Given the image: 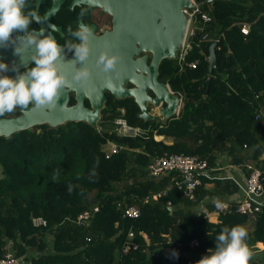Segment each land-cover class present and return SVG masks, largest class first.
<instances>
[{
	"label": "trees",
	"instance_id": "trees-1",
	"mask_svg": "<svg viewBox=\"0 0 264 264\" xmlns=\"http://www.w3.org/2000/svg\"><path fill=\"white\" fill-rule=\"evenodd\" d=\"M194 2L210 18L201 26L197 16L194 35L187 37L183 60L195 68L180 66L177 58L164 59L158 67V81L181 97L177 117L144 122L131 98L108 94L96 128L66 122L0 137V259L11 255L21 264H264V249H255L258 243L264 247V209L252 218L236 213L241 192L234 180L203 176L190 201L173 185L181 179L178 173L147 174L153 159L170 155L205 160L209 172L222 155L233 165L243 167L248 159L264 166V0ZM241 24L249 25L247 35L240 33ZM216 39V63L207 85L208 49ZM121 109L127 124L141 134L118 133L114 121ZM109 147L115 152L108 153ZM208 183L210 190L204 187ZM215 200L228 209L212 223L205 212L213 210ZM128 207L138 209L139 216L123 218ZM85 212L87 219H80ZM35 219L44 225H34Z\"/></svg>",
	"mask_w": 264,
	"mask_h": 264
},
{
	"label": "water",
	"instance_id": "water-1",
	"mask_svg": "<svg viewBox=\"0 0 264 264\" xmlns=\"http://www.w3.org/2000/svg\"><path fill=\"white\" fill-rule=\"evenodd\" d=\"M100 8L112 17V27L87 42L85 51L64 57L66 68L45 86L31 83L30 89L13 84L3 89L27 95L31 105L14 118H0V137L47 125L55 128L66 122H84L96 128L108 92L116 100L131 98L137 105V117L144 122L160 119L168 122L176 115L180 98L158 81V67L164 59H176L187 28L183 9H192L190 0H73ZM211 0H206L209 2ZM199 38L201 35H195ZM206 34L202 35L204 39ZM215 43L207 56V85L215 68ZM142 53L141 57L138 55ZM149 61L147 62V59ZM28 80L27 77L21 78ZM126 82L132 88H125ZM67 87L57 91L59 88ZM74 92L76 104L66 106L68 92ZM150 93V94H149ZM87 99L90 108L83 106ZM148 104L160 107L149 113Z\"/></svg>",
	"mask_w": 264,
	"mask_h": 264
},
{
	"label": "flooded vegetation",
	"instance_id": "flooded-vegetation-1",
	"mask_svg": "<svg viewBox=\"0 0 264 264\" xmlns=\"http://www.w3.org/2000/svg\"><path fill=\"white\" fill-rule=\"evenodd\" d=\"M111 27L110 14L78 1L0 0V86L9 89L18 84L29 91L33 90L31 83L45 86L66 68L64 57L85 51L88 41ZM25 77L28 80L21 79ZM125 88L132 85L126 82ZM62 89L67 87L57 91ZM108 94H104L105 101ZM75 104L74 92H68L66 106ZM30 105L27 95L0 91V118L17 117ZM83 106L90 108L87 99Z\"/></svg>",
	"mask_w": 264,
	"mask_h": 264
},
{
	"label": "built area",
	"instance_id": "built-area-1",
	"mask_svg": "<svg viewBox=\"0 0 264 264\" xmlns=\"http://www.w3.org/2000/svg\"><path fill=\"white\" fill-rule=\"evenodd\" d=\"M184 15L188 19V27H192L196 21V15H200V19L202 22H208L209 18L206 14H200L195 7L193 10H183ZM194 28H190L188 31V35L194 34ZM249 29L248 24H241L240 33L243 35H247ZM218 39L215 40L217 42ZM186 47H182V55L180 60H183V56L185 55ZM188 67L194 68L195 64L190 63L187 64ZM125 111L123 109L120 110V117L116 118L114 123L118 127V131L120 135H132L138 136L140 131L138 129L131 128L128 126L127 122L123 118ZM108 153L115 152L114 147H109L107 149ZM243 167L245 168L247 175L245 177V181L243 186H239L241 192V198L237 201L235 212L241 215L252 218L255 214L259 213L262 209H264V187L262 183V173L250 162H246ZM176 172L180 175V181L174 182V186L182 191V195L193 201L195 199L194 192L195 189L201 184V178L207 177L209 178V168L205 160H201L194 156L187 155H170V156H161L153 159L147 165V174L149 176H164L168 173ZM214 213L218 215L220 212H224L228 209V204L222 201L215 200L213 202ZM96 210V209H95ZM139 216V211L135 207H128L122 211L123 218L134 219ZM88 213H84L80 215V219H87ZM33 224L44 225V222L41 219H35ZM128 237L131 238L132 234L129 233ZM191 245H195V242H191ZM132 248H136L132 245ZM130 249V244H128L124 248V252ZM0 264H21L11 255H7L4 258L0 259Z\"/></svg>",
	"mask_w": 264,
	"mask_h": 264
},
{
	"label": "crops",
	"instance_id": "crops-1",
	"mask_svg": "<svg viewBox=\"0 0 264 264\" xmlns=\"http://www.w3.org/2000/svg\"><path fill=\"white\" fill-rule=\"evenodd\" d=\"M237 157L241 156L243 157V155H236ZM258 159H261V157H259ZM248 159L245 161L247 162ZM256 168H258L261 173H262V183H263V187H264V166H261L259 164V166L257 165L256 162L252 163ZM258 166V167H257ZM247 175V172L245 171V169H243V167L239 164V165H233L231 164V157L222 155L219 157L218 160V166L216 167L215 170L209 172V178L212 181H222V180H226V179H232L234 180L235 184L237 186H243L244 181H245V177ZM212 183H208L206 186V189L210 190L212 188ZM206 203H209V200H207Z\"/></svg>",
	"mask_w": 264,
	"mask_h": 264
},
{
	"label": "clouds",
	"instance_id": "clouds-1",
	"mask_svg": "<svg viewBox=\"0 0 264 264\" xmlns=\"http://www.w3.org/2000/svg\"><path fill=\"white\" fill-rule=\"evenodd\" d=\"M191 1V3L194 5V7L192 8V9H186V10H193L195 7L197 8V10H198V12L200 13V14H206V13H203V12H201L200 10H199V8H198V5L194 2V0H190ZM184 10V9H183ZM183 10H182V12H183ZM184 14V13H183ZM197 16H199V21H198V23H199V25H204V24H206V23H208L209 21H210V18H209V16H208V18H209V21L208 22H202L201 21V19H200V15L198 14V15H196V17ZM186 17V16H185ZM195 17V18H196ZM187 18V17H186ZM189 27H188V19H187V28H186V31H185V36H186V33H187V31H189V29H188ZM191 28H194V25H192V27ZM194 30V29H193ZM197 33H199V32H197ZM197 33H195V35L197 34ZM200 34V33H199ZM194 35V34H193ZM201 35V34H200ZM188 36H190V35H188ZM213 43H215L216 44V42H215V40L213 41ZM182 47H186L185 48V51L187 52V49H188V45H187V41H186V43H185V37H184V41H183V43H182V45H181V47L179 48V51H178V54H177V60H178V63L180 64V66H187V63L185 64L184 63V60H180V58H181V55H182V52H183V50H182ZM185 55H186V53H185ZM184 55V56H185ZM184 56H183V59H184ZM149 59V58H148ZM188 64H190V63H188ZM195 64V63H194ZM188 67V66H187ZM190 68V67H189ZM195 68V67H194ZM194 68H191V69H194ZM168 89H169V87H168ZM169 91H170V93H172V94H174L170 89H169ZM174 95H176V94H174ZM179 98H180V104H182L181 103V97L179 96V95H177ZM180 104H179V108H180ZM161 107H163V106H160V108ZM179 108H178V110H177V112H176V115L175 116H173V117H177V115H178V113H179ZM160 110V109H159ZM159 112V111H158ZM149 113H150V111H149ZM150 114H152V115H154L153 113H150ZM158 114V113H157ZM157 114H155V115H157ZM173 117H172V119H173ZM158 123H160V121L158 122ZM129 126V125H128ZM132 128V127H131ZM134 129H138V128H134ZM139 131H140V129H138ZM142 132L140 131V134H141ZM213 170V169H212ZM210 171V170H209ZM239 187V186H238ZM239 190H240V188H239ZM214 202V201H213ZM203 211H205V210H203ZM206 213V217H207V219H208V221H209V217H208V214H215L214 213V209L211 211V212H205ZM217 217H218V215L216 216V214H215V221L214 222H212V223H216L217 222ZM210 222V221H209Z\"/></svg>",
	"mask_w": 264,
	"mask_h": 264
},
{
	"label": "rangeland",
	"instance_id": "rangeland-1",
	"mask_svg": "<svg viewBox=\"0 0 264 264\" xmlns=\"http://www.w3.org/2000/svg\"><path fill=\"white\" fill-rule=\"evenodd\" d=\"M190 28L191 27L189 25V28L188 29H190ZM187 37H188V31H187L186 36H185V43L187 41ZM181 105L182 104H180L179 110L181 109ZM149 108H150V113H153L154 115L157 114L158 111H159V109H160V107H154L153 105H149ZM160 123H163V120L162 119H160ZM118 133H120V132L118 131ZM154 139L155 140H161L162 137L161 136L160 137L155 136ZM208 217H209V221L210 222H214L215 221V218H214L215 217V214H208ZM255 249H256V251H261V250L264 249V247H263V245L261 243H258V244L255 245ZM238 250H240V251H242L244 253H247L248 252V250L246 248H238ZM252 253H254V252H252Z\"/></svg>",
	"mask_w": 264,
	"mask_h": 264
}]
</instances>
